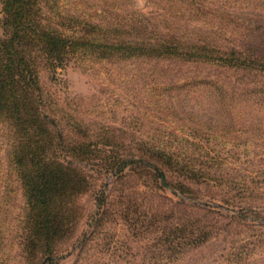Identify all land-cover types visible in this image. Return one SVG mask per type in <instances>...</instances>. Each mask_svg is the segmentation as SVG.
<instances>
[{"label": "trees", "instance_id": "16d2710c", "mask_svg": "<svg viewBox=\"0 0 264 264\" xmlns=\"http://www.w3.org/2000/svg\"><path fill=\"white\" fill-rule=\"evenodd\" d=\"M148 2L157 9L155 17L150 10L147 14L129 11L131 0H2L5 36L0 38V148L10 177L21 185L24 208L14 230L9 229V234L16 236L9 235L4 244L8 237L0 230V264L53 263L56 241L68 230L75 198L88 183L81 165L96 167L112 175L115 182L127 177L131 169H148L154 179L165 178L175 190L173 194L182 199L168 209L165 238L158 240H164L172 250L195 248L221 229L233 240L231 264H245L253 250L264 245L262 237L249 235L264 220L246 213L257 214L261 207L237 205L230 196L200 199L188 183L178 188L167 180L166 169L182 174L189 183L203 175L208 167L202 165L200 157L211 156L205 150L202 155L199 143L186 140L193 145L188 148L180 135L174 146L166 135L127 134L134 148L126 147L120 153L109 144L115 135L100 127L94 133L82 111L71 103L63 108L43 84L45 72L56 79L58 69L72 60L82 66L181 63L243 74L264 73L261 49L245 43L219 45L212 38L202 40L197 32H190L189 23H201L212 14L205 0ZM216 14L213 17L222 21L232 17L224 11ZM204 78L194 79V83L219 91L216 81ZM209 176L206 173L205 182L193 183L264 198L263 191L258 193L263 186L258 182L251 187L245 182L217 181ZM96 200L99 217L94 221L98 228L109 214L112 201L106 193ZM218 209L230 215L224 216ZM216 216L224 225L219 226L221 221Z\"/></svg>", "mask_w": 264, "mask_h": 264}, {"label": "rangeland", "instance_id": "374dc122", "mask_svg": "<svg viewBox=\"0 0 264 264\" xmlns=\"http://www.w3.org/2000/svg\"><path fill=\"white\" fill-rule=\"evenodd\" d=\"M131 1L129 11L147 14L150 10L152 17L156 16L157 9L153 10L148 0ZM205 1L212 14L201 23H189L192 34L197 32L202 40L212 38L219 45L245 43L264 53V0ZM2 9L0 0V38L5 36ZM218 11L231 14V19H215L213 15ZM200 77L216 81L219 91L216 87L195 84L194 79ZM53 79L52 73L43 74V84L56 95L61 106L71 103L82 111L94 133L100 127L115 135L116 139H109L115 151L122 153L126 147L134 148L127 134L166 135L172 144L175 142L174 146L179 143L176 136L180 135L188 148L193 145L186 140L199 143L202 155L204 150L210 153L211 159L199 160L209 172L203 171L202 176L189 183L182 174L166 169L167 180L178 188L188 183L200 199H207V195H219L220 199L230 196L237 205H258L261 208L257 214L246 213L264 220V198L193 183L205 182L209 173L217 181L245 182L251 187L258 182L263 185L258 193L264 192V73L243 74L181 63L82 66L72 60L58 69ZM5 160L0 148V230L8 237L4 244L9 235L16 236L9 234V229L14 230L18 214L24 208L21 185L10 177ZM206 161L208 165L204 164ZM81 166L88 183L75 198L71 224L56 241L52 264H231L233 240L223 229L185 251L179 247L172 250L164 240L158 241L165 238L168 209L175 202H182L165 178L163 183V179L150 176L148 169H131L126 172L127 177L115 182L112 175L101 173L96 167ZM103 193L112 201V207L103 225L97 228L96 199ZM216 218L221 221L219 226L224 225L222 218ZM262 224L249 235L262 237L264 241ZM245 264H264V245L259 250L255 248Z\"/></svg>", "mask_w": 264, "mask_h": 264}, {"label": "water", "instance_id": "95a60500", "mask_svg": "<svg viewBox=\"0 0 264 264\" xmlns=\"http://www.w3.org/2000/svg\"><path fill=\"white\" fill-rule=\"evenodd\" d=\"M163 183H164V179H163Z\"/></svg>", "mask_w": 264, "mask_h": 264}]
</instances>
